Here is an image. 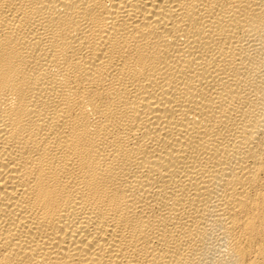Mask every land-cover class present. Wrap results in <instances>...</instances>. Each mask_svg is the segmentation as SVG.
<instances>
[{
  "label": "bare ground",
  "instance_id": "6f19581e",
  "mask_svg": "<svg viewBox=\"0 0 264 264\" xmlns=\"http://www.w3.org/2000/svg\"><path fill=\"white\" fill-rule=\"evenodd\" d=\"M0 264H264V0H0Z\"/></svg>",
  "mask_w": 264,
  "mask_h": 264
}]
</instances>
